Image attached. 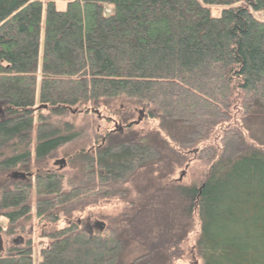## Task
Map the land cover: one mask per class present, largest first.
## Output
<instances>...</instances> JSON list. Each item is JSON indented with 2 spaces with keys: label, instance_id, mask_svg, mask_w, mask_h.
Segmentation results:
<instances>
[{
  "label": "trees",
  "instance_id": "obj_1",
  "mask_svg": "<svg viewBox=\"0 0 264 264\" xmlns=\"http://www.w3.org/2000/svg\"><path fill=\"white\" fill-rule=\"evenodd\" d=\"M0 103V215L15 221L34 204L51 227L38 264H180L195 232L189 258L201 264H264V147L239 122L264 123V0H0ZM142 107L176 150L108 131L67 156L70 179L41 172L32 193L6 178L31 147L42 167L80 142L79 114L130 124ZM181 152L208 166L199 185H168ZM134 179L149 193L138 215L94 235L59 227ZM0 264H34L32 249Z\"/></svg>",
  "mask_w": 264,
  "mask_h": 264
},
{
  "label": "rangeland",
  "instance_id": "obj_2",
  "mask_svg": "<svg viewBox=\"0 0 264 264\" xmlns=\"http://www.w3.org/2000/svg\"><path fill=\"white\" fill-rule=\"evenodd\" d=\"M45 3V0H43ZM66 2L63 1H58L56 2V7L59 10H64L66 8ZM110 10L107 8L105 10V14H109ZM212 14L214 16H217L218 12L215 9H212ZM45 19H46V8H44L43 11V18H42V27H41V42H40V57H39V68L41 69L42 67V60H43V42H44V31H45ZM145 113L144 120L139 126H131L128 128V125L135 123L138 118L140 117V111H143ZM149 111L156 113V110H154L152 107H142L139 109L134 110V117L133 120L130 122V124H125L121 122L119 119H112L109 124L106 115L100 114L101 117H98L95 112H89V114H79L76 124H77V129L82 133L81 134V141L78 143H74L72 145H69L67 147L62 148L59 150L58 154L56 157L48 162V168L54 170L58 169L59 167L53 166L54 161H60V160H65L66 164L62 165V168L60 169V174H62L64 177L70 179L74 172L71 170V164L69 163L67 157L69 154H74L76 152H79L81 150H86V151H93L96 147H99L103 143V138L106 137V133L109 131L112 132L115 130V124H119L120 126H123L122 129H117L115 130L114 133H111L113 135H120L121 137H124L125 134L130 131L132 132H137L138 134H141V136L145 135L147 138H155L158 137V139L165 143V146L162 147V143L158 141V148L161 150V152L166 153L167 151L169 152L171 148H175L176 142L172 140L170 135L161 127L160 123L158 121H155L153 119L148 118L149 116ZM44 115H47L46 112H43ZM241 126L245 129V131L248 133L249 140L256 145H260L264 147V123L256 124V123H250L251 128L246 127V123L243 122V120H239ZM174 141V142H173ZM168 145V148L166 146ZM179 159L180 161L177 162L176 164H170V169L172 168V173L171 177L168 180V185L169 184H176L178 186H190V185H199L203 178L205 177L204 175L206 174L208 170V166L206 163L203 162H198L196 160H190L189 161V155H183V153H179L178 157H175ZM161 161L162 163L169 161V157L166 155L164 158L162 157ZM67 165V166H66ZM159 164H157L158 166ZM46 166V165H45ZM45 166H42L39 168L43 170ZM70 168V169H69ZM36 169V168H35ZM33 169V171H35ZM46 169V167H45ZM57 171V170H56ZM76 182H79L77 180ZM142 184V185H140ZM144 186L142 182L139 183L138 179H134L131 181V183H126L124 185L116 186V187H98L96 186V189H102L104 190L99 193V202L97 203L98 206L93 208V209H87L85 208L82 215L74 216L72 221L66 220L65 216H63L61 223L59 225L60 228H65L70 224H74L78 222L82 223V228L85 227L86 224L90 223V227L94 228V225L97 223H104L106 230L112 229L115 227L116 223H120L118 219L124 218L123 216H135L138 215L136 212L140 211V209L143 207V204L145 202V198L149 195V193H145L144 191H140L139 188ZM65 187V186H64ZM67 188V185H66ZM65 188V191H66ZM121 188L120 190H117L115 193H111L114 189ZM144 188V187H143ZM68 189V188H67ZM109 190L110 195L112 197L109 199H105L102 194L106 193ZM118 191H127L128 195L126 197H122L117 194L119 193ZM108 194V193H107ZM97 201V200H96ZM34 205V204H33ZM132 208H128V207ZM35 225L36 228H39V234L41 230H44L42 227L43 224H45L46 230H44L45 234L49 233L51 230V227L42 222H37L36 219L32 216H30L29 220L22 221L20 222L17 226H25L28 229L31 226V223ZM4 227H6L5 222L2 224ZM79 226V225H78ZM80 227V226H79ZM199 226H196V229ZM84 229V228H83ZM85 232H87L84 229ZM89 233V232H88ZM196 232L191 234L190 238L185 242L184 245V250H185V256L183 258L182 263L180 264H201L200 261L196 260L195 257L190 255L191 257L189 258V250L191 247L194 246V242L196 240ZM8 240V239H6ZM5 241V245H7V241ZM45 242V240H44ZM6 247V246H5ZM36 250V249H35ZM34 250V251H35ZM34 258V264H38L39 262V254L37 251L34 252L33 254Z\"/></svg>",
  "mask_w": 264,
  "mask_h": 264
},
{
  "label": "flooded vegetation",
  "instance_id": "obj_3",
  "mask_svg": "<svg viewBox=\"0 0 264 264\" xmlns=\"http://www.w3.org/2000/svg\"><path fill=\"white\" fill-rule=\"evenodd\" d=\"M2 106L3 104L0 103V116L3 114V110H2ZM1 119V118H0ZM114 131L110 132L114 133ZM106 137L103 138V143L105 142ZM30 153L31 156L26 164V168L23 167V162L22 164H20L19 166L10 169L6 172L5 176L6 178L15 183L16 186L21 185V186H31L33 188L32 193H36V189H34V183H36L37 177L40 175L41 172L44 173H55V174H60V169L62 168V165L59 163V161L55 160L54 161V168L55 167H59L58 169H50L48 168V162L52 161H48L47 165L42 169L39 168V166L35 163V153H34V149L31 147L30 149ZM67 166V165H66ZM36 168V169H35ZM33 169H35V171H33ZM70 169V168H69ZM57 170V171H56ZM23 174L24 177H20L18 176L17 178H14V174ZM62 175V174H60ZM63 176V175H62ZM29 211L30 213L26 214V216H23L22 218H19L15 221H13L11 218L8 217L7 213H4L2 215H0V254L1 255H5L7 252H12L15 250H25L28 248L32 249V255L34 254L35 251L38 252V254L41 253V251L46 248L49 244V238L47 237L48 233L45 234L44 230H46L45 228V224H43L42 228L44 230H41L40 234H39V228H36L35 225L33 224V222L31 223V226L26 229L27 227L23 226H19L18 228V224L22 221H26L29 220L30 216H32V218L34 217L36 219V221L39 223L40 219L38 218V215L36 213V209L35 206L33 204L30 205L29 207ZM9 213V212H8ZM63 217H61L62 220ZM3 222H5L6 227H4L2 224ZM61 223V221H60ZM70 225V223H69ZM78 225L80 227H82V223L78 222ZM90 223L86 224L85 227H83L87 232L91 233V235H94L97 232H100L97 227L96 224L94 225V228H91ZM4 239H8L7 241V245L4 246L5 241ZM45 240V242H44ZM36 249V250H35ZM35 250V251H34ZM34 259V258H33Z\"/></svg>",
  "mask_w": 264,
  "mask_h": 264
},
{
  "label": "water",
  "instance_id": "obj_4",
  "mask_svg": "<svg viewBox=\"0 0 264 264\" xmlns=\"http://www.w3.org/2000/svg\"><path fill=\"white\" fill-rule=\"evenodd\" d=\"M95 114H96L98 117H101V116L99 115V112L96 111ZM144 116H145L144 110H143V111H140V117H139V119H138L135 123L128 125V127H131V126H134V125H135V126L140 125V124L142 123V121L144 120ZM117 129L120 130V129H122V127H120L119 124H115V130H117ZM59 163H60L61 165H65V164H66L65 160H60ZM13 176H14V178H17L18 176H20V177H22V178L24 177V175L21 174V173H19V174H14ZM96 227H97L98 229H100V231H104V229H105V224L100 222V223H97Z\"/></svg>",
  "mask_w": 264,
  "mask_h": 264
},
{
  "label": "bare ground",
  "instance_id": "obj_5",
  "mask_svg": "<svg viewBox=\"0 0 264 264\" xmlns=\"http://www.w3.org/2000/svg\"><path fill=\"white\" fill-rule=\"evenodd\" d=\"M139 119V118H138Z\"/></svg>",
  "mask_w": 264,
  "mask_h": 264
}]
</instances>
